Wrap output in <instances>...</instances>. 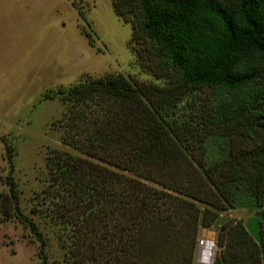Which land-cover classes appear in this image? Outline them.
Listing matches in <instances>:
<instances>
[{"label":"trees","instance_id":"16d2710c","mask_svg":"<svg viewBox=\"0 0 264 264\" xmlns=\"http://www.w3.org/2000/svg\"><path fill=\"white\" fill-rule=\"evenodd\" d=\"M111 3L130 22L136 57L164 81L106 72L44 91L63 103L62 141L84 154L47 155V195L71 229L67 259L192 264L199 226L253 206L252 233L223 220L211 264H264V0ZM208 88L222 94L178 112L185 95ZM208 135L219 146L210 162L200 148ZM4 158L0 211L29 229L48 264L40 230L19 206L10 149Z\"/></svg>","mask_w":264,"mask_h":264},{"label":"rangeland","instance_id":"374dc122","mask_svg":"<svg viewBox=\"0 0 264 264\" xmlns=\"http://www.w3.org/2000/svg\"><path fill=\"white\" fill-rule=\"evenodd\" d=\"M130 36V22L114 12L111 0H0V177L8 168L7 148L19 206L40 230L48 264L73 262L67 259L69 223L56 216L47 195V155L52 148L84 154L61 139V100L43 93L106 72L162 83L136 57L137 43ZM219 94L222 91L213 88L187 94L179 102L178 112L184 115L188 103H200L203 97L209 101ZM200 148L210 162L218 152V141L208 135ZM7 194L6 185L0 182V203ZM226 218L239 219L252 233L256 209L226 208L211 225L199 226L192 264H200L196 259L200 238L213 241L212 263L216 234ZM37 249L38 241L29 229L12 214L4 216L0 211V264H42ZM100 261L86 258L79 264Z\"/></svg>","mask_w":264,"mask_h":264},{"label":"built area","instance_id":"2783aa9c","mask_svg":"<svg viewBox=\"0 0 264 264\" xmlns=\"http://www.w3.org/2000/svg\"><path fill=\"white\" fill-rule=\"evenodd\" d=\"M204 243L207 244V251L205 254L203 252L199 253V247ZM213 246L214 244L211 239L200 238L198 240V250L196 255L197 262H199L200 264H209V262H211Z\"/></svg>","mask_w":264,"mask_h":264},{"label":"bare ground","instance_id":"6f19581e","mask_svg":"<svg viewBox=\"0 0 264 264\" xmlns=\"http://www.w3.org/2000/svg\"><path fill=\"white\" fill-rule=\"evenodd\" d=\"M207 251V244H202L200 247H199V253L200 252H203L204 254L206 253Z\"/></svg>","mask_w":264,"mask_h":264}]
</instances>
